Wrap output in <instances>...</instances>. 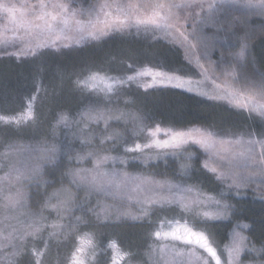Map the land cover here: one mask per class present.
Segmentation results:
<instances>
[{
	"label": "snow or ice",
	"instance_id": "1",
	"mask_svg": "<svg viewBox=\"0 0 264 264\" xmlns=\"http://www.w3.org/2000/svg\"><path fill=\"white\" fill-rule=\"evenodd\" d=\"M206 2L207 0H180L179 3L176 0H163V2L157 0L155 3L138 5V7L154 9L151 20L147 22L162 26L177 38L176 42L186 53V62L171 70L137 75H150L153 86L184 89L185 84L190 81L170 73L189 72L191 58H195L201 76L209 71L215 72L219 64L213 67L214 62L211 61L210 56L219 45L216 43L217 38L208 37L203 27L211 25L218 32L222 31L225 36L231 34L233 37V48L227 51L222 48L219 50L221 57L227 59L233 74L238 76L242 85L251 93L249 97L251 103L241 107L242 112L243 109L247 110L248 116L245 119L253 121L255 127L252 124L244 128L217 127L215 124H210L207 126L210 130L201 132L199 138H194L191 134L174 132L168 139L136 143L133 137L127 134V130L124 133L112 130L120 126L125 113L120 112L119 109H101L96 106L120 103L121 94L113 91L110 85L108 91L112 92V95L99 98L86 106L83 111L77 110L71 118L67 115L57 117L53 112L56 125L52 126L51 142L38 141L39 146L34 149L36 155L32 164L21 171L11 162L13 154L18 149L10 141L13 137H20L24 129L20 127L13 129V124L18 125L19 121L0 117L6 125L5 128L0 129V138H2L0 148L3 149L0 159L6 161L4 167L7 168L4 175L0 176V198L7 202V206L25 205L29 198V193L24 190L26 183L35 184L37 191L32 195L36 196L41 195L39 189L42 185L47 193L48 188L56 183L61 184V188L56 189L51 195L44 196L41 208L32 214L31 223L26 227L18 228L8 223L0 228V264H44L48 244L45 243L42 250L34 241L42 239L46 232L49 236L57 235L54 231L57 227L62 233L65 227L55 222L49 224V217L54 218L55 221H62L65 218L75 217V213L80 212L82 216L75 217V220L77 224L82 222L84 227H91L92 220L99 221L101 215L105 223L121 221L130 213L118 211L119 207H124L123 204L107 206L104 198L112 195L115 200L114 191H121L129 179L139 181L137 190L143 193L135 199L134 204L127 205L128 208L140 213L139 216L132 217L134 220H147L150 216H157L166 211L179 212L183 218L189 201L196 208L203 206L211 209L194 216L191 219V227L185 226L164 233L155 231L156 240L171 237L173 241L199 246L210 257L207 264H211L212 260L215 264H222V258L223 264H264V236H261L257 242L233 229L232 242L224 245L223 248L219 245L214 247L211 239L215 236L217 222L223 220L231 222L232 218L238 217L243 212V208L237 203L230 202L234 198L247 195L250 190L253 198L264 205V103H257L264 101V57H257L254 44L257 30L249 27L247 17L222 20L218 14L211 11L214 7L211 2L207 3L208 13L202 15L205 12ZM240 2L253 10V14L264 16V0H221V3ZM106 7L110 6L99 5L101 11ZM127 7L128 5L118 6V10L124 12ZM78 11L73 0H35L34 3L31 0H8V2L0 0V17L7 22L2 31L19 33L22 30L24 33L23 36H18L19 46L15 41L10 43L6 39H0V58L8 60L14 58L17 61L23 57L42 59L49 54V49L59 53L62 47H70L73 43L79 44L86 36L93 40H101L108 35L109 28L119 30L125 27L123 21H118L116 24L106 26L105 29L88 31L81 20L77 19ZM237 21L243 27V36L235 31ZM139 23L145 21L141 20ZM72 25L75 27L73 28ZM259 34L264 36V25H261ZM26 36L42 38L33 42L25 40ZM182 68L185 70L182 71ZM95 79L96 77H90L83 84L87 86L89 81ZM135 79L136 76L130 75L127 77V82L131 83ZM115 83L123 85L125 80L121 79ZM187 90L191 91V88ZM132 103H135V100ZM242 112L237 114L242 115ZM101 123L104 125L102 129ZM73 126H75V131L72 132L74 139H60L56 135L58 128ZM26 127L33 128L34 125L30 122ZM158 131L159 127L156 129V132ZM156 132L150 135L155 137ZM32 138L36 139L35 133ZM76 141L79 142L81 151L84 148L91 150L81 155L76 151ZM130 142L131 147L128 146ZM109 144L110 148L107 147ZM189 144L199 145L203 152L189 153L188 148L185 147ZM153 149L158 150L155 156L157 161L163 156L166 171L157 175H164L166 177L164 180H156L154 177H130L127 172L122 171L123 168L144 165L158 167V163L156 165L150 163L153 159L151 155ZM85 164L90 167L81 166ZM201 173L210 174L211 188L205 187L204 182L196 178ZM57 174L59 180L56 179ZM45 176H51L53 179L46 180ZM66 180L70 185L69 188L63 187ZM189 181L192 182V186H188ZM72 188L76 191L73 192ZM81 191L86 194L83 201L79 195ZM209 192L212 194L210 195ZM93 197L96 199L95 204L92 203ZM131 199L129 197V200ZM45 212L48 213L47 216L44 215ZM260 223L264 225V217L261 218ZM255 224L256 222L252 221L242 227L254 232ZM68 227L72 225L69 224ZM240 227L239 223L235 225V228ZM151 235V231L146 233V237ZM108 247L115 253L111 256L109 264H120L123 256H128L131 260L135 255L131 252H122L116 241H111ZM83 251L82 246L75 247L67 257L66 264H85ZM246 257L252 259L246 260Z\"/></svg>",
	"mask_w": 264,
	"mask_h": 264
},
{
	"label": "rangeland",
	"instance_id": "2",
	"mask_svg": "<svg viewBox=\"0 0 264 264\" xmlns=\"http://www.w3.org/2000/svg\"><path fill=\"white\" fill-rule=\"evenodd\" d=\"M4 2H8V0H4ZM31 2L34 3L35 0H31ZM73 2L75 8L79 10L77 19L81 20L88 31L105 29L106 26L116 24L118 21H123L125 27L119 30L117 28H109L108 35L104 36L101 40H93L86 36L79 44L73 43L70 47H62L59 53L54 49H49V54L42 59L23 57L17 61L14 58L11 60L0 58V112L6 111L8 107L5 103L7 101H12L11 98L16 95L20 90L21 84H24V82L25 85H31L32 89H35L34 87L36 85L42 84L43 87L39 85L38 88L40 89L38 90L42 92L48 91L47 93L53 98L51 107H54L57 111L59 109L63 110V106H69L71 108L77 107L78 110L83 111L86 106L92 104L99 98H106L112 95V92L108 91L111 85L113 91L121 94L120 103L108 105L98 104L96 106L101 109H119L120 112L125 113L126 115L121 121L120 126L114 127L112 130L120 133H124L125 130H127V134L131 135L136 143L143 144L149 143L154 139H168L170 138V134L174 132L191 134L194 138H199L201 132L210 130L200 127H190L184 130L173 128V126L187 125L188 122L181 118H179V120L174 118L173 116L175 115H172V112H165V114L157 112L159 111L158 108L161 107L158 105V101L162 99V97H165L163 95H166V92H163L165 91L164 89L176 90L197 96L204 100L224 104L226 107L217 105L215 112L210 111V120L206 122L208 125L215 124L217 127L234 126L237 128H244L246 125L252 124L253 127H255L253 121L249 120L246 122L245 114L248 115V113L246 109H243L242 112L241 107L251 103L249 98L251 93L242 85L238 76L233 74L227 59L221 57L219 49L222 48L227 51L234 46V42H232L230 47H228L229 42L227 43V40H224L222 31L218 32L217 29L211 25L203 26L205 34L210 38L216 37V43L219 45V48L214 50L210 56L211 61L214 62L213 67L219 64V67L215 68V72L209 71L201 76L200 69L196 66L195 58H191L192 64L191 69H188L189 72L186 74L170 73L179 75L182 79L190 81V83L185 84L184 89L160 85L153 86L152 77L150 75L137 74L167 71V69L171 70L177 65H182L178 63L176 55L177 50L182 53L184 60L186 56L184 49L178 45L176 42L177 38L173 34H170V32L166 31L162 26L147 22L151 20L154 9L138 7L140 4L147 5L149 3H155L157 0H73ZM161 2H163V0H161ZM176 2L179 3L180 0H176ZM208 2L214 4L211 11L218 14L222 20L225 18L242 17L245 12L243 3H221V0H207L205 3V12L202 13V15L208 13ZM101 4H106L110 7H106L101 11L99 8ZM124 5H128L124 12L119 11L118 6ZM105 13L108 15H105ZM161 15H163V13H161ZM141 20L145 21V23H139ZM6 23L7 22L0 17V39H6L10 43L15 41L19 46L20 40L18 36H23V31L21 30L19 33H13L12 31L4 33L2 29ZM236 25H240L239 21L236 22ZM72 27L74 28L75 26L72 25ZM41 38L40 36L24 37L25 40H32L33 42ZM228 41H230V39H228ZM201 62L203 63V61ZM129 65L132 67L130 68ZM205 67H208V65H205ZM184 70L185 69L182 68V71ZM130 75L136 76V79L128 83L127 77ZM90 77H96V79L89 81L87 86H85L83 82L88 81ZM121 79L125 80L123 85L115 83V81ZM188 88H191V91H188ZM159 92L163 94L162 97L158 95ZM175 99L178 100L177 97H175ZM29 100L25 103L26 105L22 113L15 117L4 118L13 121L28 122L32 117L34 106V100ZM133 100H135V103H132ZM257 103H264V101H258ZM11 106L15 107V102H12ZM51 107L49 102L45 103L43 100L37 104V108H44L42 111L45 114L48 113V110H52ZM241 112L242 115L237 114ZM214 114H216L218 118L212 119ZM3 124H5L4 120H0V129ZM103 127L104 125L101 123L100 128L102 129ZM157 127H159L158 132H156ZM152 132H156L155 137L150 135ZM166 133L169 135H166ZM137 137H139V139H136ZM23 141L24 140L12 138L10 142L15 145H20V142L23 143ZM128 146L131 147L132 143L130 142ZM107 147L110 148L111 145L109 144ZM185 147L188 148L189 153L203 152V149H201L199 145L189 144ZM87 150L90 151L91 149L88 148ZM156 151L158 150H152L151 155L153 159L150 163L153 165L158 163V167H148L144 165L142 167L123 168L122 171L127 172L130 177H154L156 180H164L166 177L164 175H157V173H165L166 166L163 163V156H161L159 161L156 160ZM2 152L3 149L0 148V153ZM111 154L114 155L115 153ZM169 159L171 161L172 157L170 156ZM11 162L13 165L17 166V164L19 165L21 162H25V158L16 152L13 154ZM5 163L6 161L0 159V169H2L0 170V176H3L4 172L7 171V168L4 167ZM88 167H90V165ZM25 169L26 166L19 170L23 171ZM140 170L141 173H135ZM196 178L202 180L205 187L211 188L212 182L208 181L206 174L201 173ZM170 182L174 183L175 181ZM138 184L139 181L129 179L126 186L121 191H114L115 200H113L112 195L104 198L105 204L107 206L123 204L126 205V207L129 203L134 204L135 199L143 195L142 191L137 190ZM33 185L35 184L26 183L24 190L28 192L26 187ZM188 186H192L191 181L188 182ZM119 193L122 194L121 198L117 197ZM209 194L211 195L212 193L209 192ZM85 195L84 193L83 199ZM165 195L167 194L165 193ZM129 197L132 199L129 200ZM95 203L96 199L94 197L93 204ZM41 206L42 203H39L36 207H31L28 199L22 207H11L7 206V202L3 198H0V228L5 227L8 223L18 228L26 227L31 223L32 214L38 212ZM204 211H211V209L203 206L196 208L191 201H189L183 218H181L179 212L166 211L159 213L157 216H150L147 220L140 219L145 221V226L143 227V231L136 234L141 237V242L138 244L137 248V254L134 255L131 260H129L128 256H126V258L123 256L120 260V264L123 262V264H145V262H147V264H207L210 257L203 249L199 248V246L188 245L183 241H173L171 237L156 240L154 235L155 231L164 233L170 232L176 228H183L185 226L191 227V219L198 213H203ZM44 215L47 216L48 213L45 212ZM65 220H68V218H65ZM94 220L95 219H93L92 222H94ZM52 221H55L54 218L49 217L48 223L50 224ZM57 222L64 226L66 224V221L63 220L56 221V223ZM99 222L106 224L107 228L105 232L98 231V233L95 234L97 237L118 236L115 227L116 221L105 223L103 215H101ZM69 224H71L72 227L69 228ZM69 224L64 227L62 233L61 229L57 227V229L54 230L57 235L49 236L46 232L42 239H36L34 241L36 246L40 247L42 250H44V244H48L44 264H66L67 257L77 246H82L84 249L83 256L85 264H101V253L97 246L98 241L94 238L92 241V238L86 235L80 236L76 240L74 232L72 231L74 227L73 220L69 222ZM152 224H154V227L151 229L149 226H152ZM150 229L152 235L146 237V233H148ZM233 229L243 235L242 226L240 228L234 227L228 234L227 242L220 244V242L217 241L219 234L215 228V236L211 237L214 242L213 246L219 245L220 248H223L224 245L230 244L232 242ZM49 231L53 230L49 229ZM152 239L156 241V243H153ZM89 241H91V244H89ZM114 254V252L110 251V258ZM110 258L107 264H109ZM211 264H215V261L212 260Z\"/></svg>",
	"mask_w": 264,
	"mask_h": 264
},
{
	"label": "trees",
	"instance_id": "3",
	"mask_svg": "<svg viewBox=\"0 0 264 264\" xmlns=\"http://www.w3.org/2000/svg\"><path fill=\"white\" fill-rule=\"evenodd\" d=\"M243 8L245 12L243 13L242 17H247L249 27H254L257 30V37L254 40L255 52L258 58H262L264 57V36H260L259 29L261 25H264V16H260L257 14L255 16V14H253V10L245 7L244 4H243ZM235 31L238 32L241 36L244 35V30L241 25H238V26L236 25ZM222 36L224 40H227V43L229 42L228 47H230V44L233 42L232 35L229 34L225 36V34L222 32ZM228 39H230V41H228ZM176 52H177L176 55L178 58V63L179 64L185 63L186 61L184 60V56L182 55V53L179 52L178 50ZM39 85L42 86V84H39ZM39 85H36L35 87L32 85L35 88V89H32L31 85H28V84L25 85V82L24 84H21L20 90L16 93V95L13 98H11L12 101H7L5 103V105L8 107L6 111L0 112V116L2 117H5V118L15 117L19 115L20 113H22L26 105L25 103L29 99H30L29 101L34 100L33 101L34 106H33L31 119L28 122H19L18 125L14 123L12 126L13 129H15L16 127H20L24 129L20 137H13V139L24 140L23 143L20 142V145H16L18 149V151L16 152H18L20 155H22L25 158V162H21L19 165L17 164V166L14 165L15 167L19 169L21 168L23 169L25 166L27 168L28 166L32 164L33 159L36 155L34 149H36L39 146L38 141L39 142H43V141L51 142L52 133H53L52 126L56 125V119L53 118V112H55V115L57 117H59L60 115H67V116H70L71 118V116L75 115L78 110L77 107L71 108L69 106H63L64 107L63 110L59 109L57 111L56 109H54V107H51L52 100H53V98H51V95L47 93L48 91L42 92L38 90L40 89L38 88ZM164 90L165 91L163 92H166V95L160 94L161 92H159L158 94L160 97H162V95L165 97H162V99L158 101L159 102L158 105L161 107L158 108L159 111L157 112L160 114H165V112H172V115H175L173 116L174 118H177L178 120L179 118H181L182 120L188 122L187 125L173 126V128H176L179 130L180 129L184 130L190 127H200V128L208 129L207 127L208 124L206 122L210 120L209 119L210 111L215 112L216 111L215 108L217 107V105L225 106L224 104H219L216 102H211L209 100H204L197 96L190 95L184 92H179L176 90H169V89H164ZM175 97H177L178 100L175 99ZM0 98H1V95H0ZM42 100L45 103L49 102L50 107L52 108V110H48V113L46 114L42 111L44 108H41V109L37 108V104L41 102ZM12 102H15V105H16L15 107L11 106ZM17 106H18V109H17ZM0 110H1V99H0ZM245 116L247 117L248 115L245 114ZM216 118L218 117L216 116V114H214L212 119H216ZM247 121L249 120L246 119V122ZM30 122L34 125L33 128L26 127ZM5 127L6 125L3 124L1 126V129ZM74 129H75V126H73L72 128H58L56 131V135L60 139H66V140L74 139L72 137V132L75 131ZM33 133H35L36 139L32 138ZM75 143H76V151L80 152L81 155H84L88 151L87 150L88 148H84L81 151L79 142L76 141ZM81 166L88 167L89 165L85 164ZM135 173H141V170ZM206 175H207L208 181L212 182L210 174H206ZM44 179L50 181L53 179V177L45 176ZM56 179L59 180L58 174L56 176ZM63 187L65 188L70 187L67 180L64 181ZM59 188H61V184L56 183L55 185H53V187L48 188L47 193H45V188L42 185L41 188L39 189L41 195L36 196V195H32L33 193L37 191V189L35 188V185L26 187L29 193L28 199H29L30 206L36 207L37 204L42 202V199L44 198L45 195H51L56 189H59ZM71 190H73L74 192L76 191L75 188H72ZM79 195H80L81 200L83 201L84 192L81 191ZM117 197L121 198L122 194L119 193ZM93 202H94V197L92 198V203ZM230 202L237 203L240 207L243 208V212L240 213L237 218L235 217L232 218L231 222L229 220L228 221L223 220V221L217 222L215 226V228L217 229V233L219 234L217 241L220 242V244H224L225 242H227L228 234L230 233L231 229L235 227L237 223H239L242 226L244 224H250L252 223V221H255L256 224H255L254 232H249L248 229L243 228V236H247L253 241L258 242L260 237L264 236V225L260 223L261 218L264 217V205H262L258 199L253 198V194L250 190L248 191L247 195L236 197ZM118 210L119 212L128 211L130 213V215L125 216L121 221L116 222L115 227H116L118 236H104L103 238H99V236L97 237L95 234H97L98 231L105 232L107 225L97 220L96 221L94 220V222H91L92 224L91 227H84L82 222L77 224L75 217L82 216V213L80 212H76L75 217L68 218V220H65V219L63 220V221H66L65 226H67V224H69V222L73 220L74 227L72 231L74 232V237L76 238V240L80 236L86 235V236L91 237L92 241H93V238L98 241L97 242L98 244L95 241L94 242L97 244L98 249L100 250V253H101V256H100L101 264H107L109 261L110 250L108 249V245L111 241H116L117 244L120 246V250H122L124 253L131 252V253H134L135 255L137 254L138 244L141 242L140 235L137 236L136 234L144 230L143 227L145 226L144 225L145 221L140 220V219H137V220L132 219V217L134 216H139L140 213L134 209L126 207V205H124V207H120ZM53 222L56 223V221H52L51 223ZM57 224L59 223L57 222ZM149 227L152 229L154 227V224H152V226L150 225ZM151 229L149 230V232L151 231ZM86 232H89L91 236L89 235V233H86ZM245 259L250 260L252 259V257H246Z\"/></svg>",
	"mask_w": 264,
	"mask_h": 264
}]
</instances>
